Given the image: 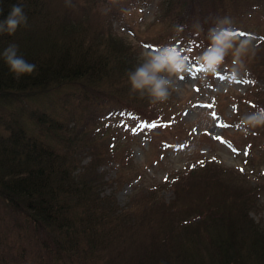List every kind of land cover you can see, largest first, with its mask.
I'll list each match as a JSON object with an SVG mask.
<instances>
[{"label": "trees", "instance_id": "obj_1", "mask_svg": "<svg viewBox=\"0 0 264 264\" xmlns=\"http://www.w3.org/2000/svg\"><path fill=\"white\" fill-rule=\"evenodd\" d=\"M120 1L0 0V20L15 3L27 15V27L0 35V264H264V222L251 216L264 178L252 183L244 171L196 153L193 166L169 172L163 187L137 181L119 206L115 190L134 169L125 161L110 181L100 170L120 165L123 125L174 135L180 103H152L131 91L128 73L143 63L137 48L172 44L196 60L209 28L225 17L237 37L240 28L259 31L247 16L262 11V0H164L155 26L136 43L113 30L111 7ZM261 37L255 55L242 58L250 86L223 100L236 104L239 121L253 105L264 107ZM11 43L34 73L10 71L3 52ZM230 58L231 50L223 65ZM238 133L264 145V126ZM251 153L245 165L256 166Z\"/></svg>", "mask_w": 264, "mask_h": 264}, {"label": "rangeland", "instance_id": "obj_2", "mask_svg": "<svg viewBox=\"0 0 264 264\" xmlns=\"http://www.w3.org/2000/svg\"><path fill=\"white\" fill-rule=\"evenodd\" d=\"M164 0H121L119 4L111 7V11L118 15L110 14L114 32L130 43L141 41L146 32L153 28L158 20ZM260 9L247 16L249 27L256 26L259 31L251 28H240L238 40L245 37L251 38L253 42L262 40L264 35V0ZM246 16V15H245ZM262 16V17H261ZM139 57L144 62L150 52L145 46L137 48ZM234 57V56H233ZM191 62V73L173 75V89H171L170 101L179 102V110L175 116L174 135L159 131L155 127L127 126L116 136L118 149V162H111L100 170L104 173V179H114L123 162L129 163L128 168L134 169L135 177L129 174V181H125L115 190V200L119 206H124L133 192V185L137 181L145 182L147 185L157 184L163 187L169 172L185 171L193 166V158L196 153L206 156L220 167L233 171H244L249 175L251 182L255 183L264 178V145H259L258 138L246 137L238 133V122L233 115L236 111L235 103H223L227 94L242 93L250 84L246 72L240 71V77L232 83H228L226 74L233 67L234 58H230V65H221L215 75L203 78L199 73L195 59ZM167 75V73H162ZM261 82L257 83V86ZM221 107L214 106V101L219 100ZM113 125H116L114 122ZM181 128V129H180ZM224 134L231 141L221 139ZM219 137V139H217ZM177 143H170L167 141ZM197 150V151H196ZM252 151V153H251ZM251 159L254 165H245ZM248 158V159H247ZM115 188V183L106 184L103 193H109ZM162 195L168 199L170 190L162 189ZM251 216L258 223L264 222V193L258 201V208L251 212Z\"/></svg>", "mask_w": 264, "mask_h": 264}, {"label": "clouds", "instance_id": "obj_3", "mask_svg": "<svg viewBox=\"0 0 264 264\" xmlns=\"http://www.w3.org/2000/svg\"><path fill=\"white\" fill-rule=\"evenodd\" d=\"M2 14V10H0ZM231 19L225 17L208 30L209 44L196 58L199 73L203 78L215 75L229 51L233 52V69L226 74L228 83L235 82L240 77L243 68V57L255 55V45L251 38L239 39L237 43L236 31L231 27ZM20 26L27 27V15L23 4L12 5L8 15L0 20V35H12ZM186 25L177 24V32H183ZM4 59L10 71L17 78L36 71V65L27 62L18 54V45L11 43L3 52ZM167 73V75H161ZM191 73V62L188 55L172 44L159 45L147 54V58L135 70L128 73L131 91L141 96L147 95L152 103H164L173 89V75ZM255 111L245 115L239 122L238 128L247 132L249 129L264 126V107L253 105Z\"/></svg>", "mask_w": 264, "mask_h": 264}, {"label": "snow or ice", "instance_id": "obj_4", "mask_svg": "<svg viewBox=\"0 0 264 264\" xmlns=\"http://www.w3.org/2000/svg\"><path fill=\"white\" fill-rule=\"evenodd\" d=\"M217 139H219V137H217Z\"/></svg>", "mask_w": 264, "mask_h": 264}]
</instances>
